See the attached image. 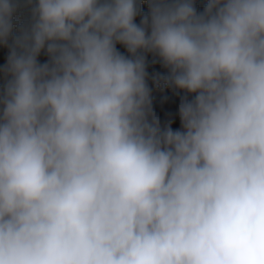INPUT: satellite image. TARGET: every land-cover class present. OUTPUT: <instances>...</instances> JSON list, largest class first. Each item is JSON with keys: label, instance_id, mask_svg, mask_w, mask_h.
I'll return each instance as SVG.
<instances>
[{"label": "clouds", "instance_id": "9594fccd", "mask_svg": "<svg viewBox=\"0 0 264 264\" xmlns=\"http://www.w3.org/2000/svg\"><path fill=\"white\" fill-rule=\"evenodd\" d=\"M0 48V264H264V0H0Z\"/></svg>", "mask_w": 264, "mask_h": 264}, {"label": "trees", "instance_id": "16d2710c", "mask_svg": "<svg viewBox=\"0 0 264 264\" xmlns=\"http://www.w3.org/2000/svg\"><path fill=\"white\" fill-rule=\"evenodd\" d=\"M205 0H197L198 7L202 8ZM19 19V18H18ZM7 50L0 48V62L6 59ZM41 62L46 60L45 56H41ZM148 84L151 88V115L149 120L153 117L159 122L161 128H165L170 124L174 127H179L178 109L182 100L187 95L179 89L170 88L163 83L157 84L154 80L158 73H167L162 63L158 58L149 55L148 57ZM3 85V77L0 76V86ZM188 99L191 96L188 95Z\"/></svg>", "mask_w": 264, "mask_h": 264}]
</instances>
